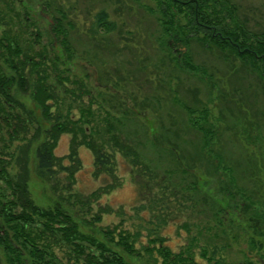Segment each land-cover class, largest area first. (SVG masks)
<instances>
[{"label": "rangeland", "instance_id": "374dc122", "mask_svg": "<svg viewBox=\"0 0 264 264\" xmlns=\"http://www.w3.org/2000/svg\"><path fill=\"white\" fill-rule=\"evenodd\" d=\"M227 1L234 6L237 19L247 31L264 32V0ZM12 3L16 11L26 12L29 18L27 23L22 21L21 27L19 23L15 25V34L32 43L36 40L34 33L38 32L34 49L44 48L50 58L58 56L60 71L71 80L85 81L94 101L120 120L123 136L158 174V183L175 187L180 196L185 195L179 200L180 203L187 200L184 205L172 200L164 206L162 202L153 204L167 212L169 219L160 233L173 252L186 245L190 237H196L200 245L211 241L222 247L227 261L258 262L264 254V235L261 236L264 223L245 208L242 193L257 210L264 205V79L260 71L247 61L227 56L214 44L201 43L198 38L192 39L188 47L169 44V50L157 20L156 0H12ZM59 11L65 16L63 24L73 50L72 62L62 56L58 42L53 50L50 46L51 24L55 18H61ZM99 11L106 12L115 23L114 31H96L95 15ZM3 30L1 27L0 38ZM176 50L188 54L205 74L179 68L170 57L176 56ZM11 94L19 104L12 113L24 116L23 121L27 118L28 124L19 139L10 141L0 114V158L9 161L10 175L26 181L37 204L60 205V192H54L35 172V150L47 122L28 91L16 85ZM188 109L196 115L208 114L209 122L204 126L216 128L213 143L206 144L211 140L205 142L203 133L195 126L201 117H192ZM69 139V135L61 136L56 156L68 153ZM79 156L83 166L75 175L73 189L88 195L104 180L92 176L93 158L88 149L81 147ZM130 172L119 161L121 186L102 196L83 214L73 208L79 220H91L102 207L113 209L112 214L102 215L95 226L80 223L84 232L97 234L108 226L131 232L140 229L139 241L147 242L144 228L149 221L152 225L158 223V209L150 217L147 199L139 198L137 177ZM0 188L7 191L2 181ZM162 191L169 197V188L159 191L160 198ZM57 253L60 263L68 264L64 252ZM128 260L146 264L138 257ZM0 264H7L1 249Z\"/></svg>", "mask_w": 264, "mask_h": 264}, {"label": "trees", "instance_id": "16d2710c", "mask_svg": "<svg viewBox=\"0 0 264 264\" xmlns=\"http://www.w3.org/2000/svg\"><path fill=\"white\" fill-rule=\"evenodd\" d=\"M1 1L0 28L4 29L0 38L1 120L9 130L10 141L19 139L28 122L27 118L23 121L24 116L12 113L19 104L11 91L16 85L28 91L47 122L43 138L35 150V172L54 192H60V205L37 204L26 181L17 175H10L7 170L9 161L0 158V181L7 187V191L0 188V249L7 264H61L57 251L64 252L68 264H133L129 257L141 258L146 264H264V254L258 262L249 259L235 263L227 261L222 247L211 241L200 245L196 237H190L186 245L173 252L160 233L169 219L167 212L153 204L162 202L164 206L165 202L172 200L184 205L187 200L184 199L183 203L179 200L185 195L180 196L175 187L158 183V174L123 136L119 128L120 120L94 101L85 81L71 80L72 77L60 71L58 56L50 58L44 48L43 51L34 49L33 44L38 42L40 35L38 32L34 33L36 40L32 43L15 34L16 24L21 27L22 21H29L27 13L16 11L12 0ZM156 6L164 44L169 50V44L188 47L192 39L198 38L203 44H214L227 56L247 61L260 71V77L264 79V32L247 31L237 19L234 6L227 0H156ZM59 13L61 18H55L51 24L53 41L50 46L53 50L55 42H58L62 56L72 62L73 50L63 24L65 16ZM95 27L96 31L109 33L115 30V23L108 19L106 12L99 11L95 15ZM176 53V56L170 57L179 68L192 74H205L193 64L188 54L182 50H176ZM85 98L89 101L85 102ZM188 110L192 117H201L195 126L203 133L205 142L211 140L206 144L213 143L216 128L209 126L211 129H206L204 126L209 122L208 114L201 112L196 115L193 110ZM63 135L70 137L69 150L59 157L55 155V149ZM81 147L88 149L92 155V176L104 180L88 195L73 189L75 175L83 166L79 156ZM119 161L126 164L133 177H137L139 198L145 197L148 203V207L142 205V208L146 207L149 215L158 209L156 213L158 218L161 217H156L158 223L154 226L149 221L144 228L146 243L139 241L142 237L140 229L131 232L118 226H108L99 229L97 234L81 229L80 223L95 226L101 222L102 215L112 214L110 207L100 208L91 220H79L76 212L72 211L76 208L77 213H85L102 196L121 186ZM228 172L232 173L231 170ZM166 188L171 192L169 197L166 191H162L163 197L160 198L159 191ZM242 195L245 196V208L264 223V205L257 210L250 198L244 193ZM250 243L256 245L257 242L251 240Z\"/></svg>", "mask_w": 264, "mask_h": 264}]
</instances>
